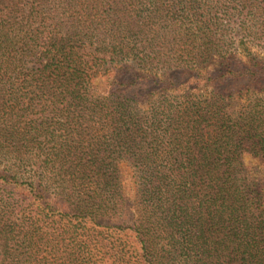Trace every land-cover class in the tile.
Listing matches in <instances>:
<instances>
[{
  "label": "trees",
  "instance_id": "obj_1",
  "mask_svg": "<svg viewBox=\"0 0 264 264\" xmlns=\"http://www.w3.org/2000/svg\"><path fill=\"white\" fill-rule=\"evenodd\" d=\"M125 1L0 0V264H264V73H122L169 54L149 23L205 60L216 27Z\"/></svg>",
  "mask_w": 264,
  "mask_h": 264
},
{
  "label": "rangeland",
  "instance_id": "obj_2",
  "mask_svg": "<svg viewBox=\"0 0 264 264\" xmlns=\"http://www.w3.org/2000/svg\"><path fill=\"white\" fill-rule=\"evenodd\" d=\"M125 3L129 5L130 11L133 13L136 11L148 13L152 11L151 8L155 11V7L161 9L164 6L181 11L183 8L212 5L214 7L212 16L216 27H214L215 37L209 41L205 40L198 34V31L195 32L202 23H198L197 19L191 20V17L182 15V36L188 30L190 33H196V36L188 33L190 38H196L194 39L195 46L211 50V55L205 60V58L196 59L175 54L172 48L174 42L171 43L175 36L169 34L175 25H170L169 31H167V29L159 27L160 24L151 27L152 23H149V39L154 37L152 30L155 27H158L161 32H168L166 36L154 41V52L164 53L165 50L169 54L156 56L154 59L150 56L147 58L146 52H144L140 54L136 62H122L121 66L128 65L130 67L129 71L125 68L122 73H137L139 76L150 75L153 79L158 77L165 81V86L170 83L169 74L172 73H189L194 77H196L195 73H201L202 77H212L214 74L245 67L250 68L254 73H264L262 70L264 67V0H259V2L249 0L248 4H244L243 0H126ZM165 39L169 40V43H165ZM107 83L106 78H98L94 81V86L99 93H104L108 88ZM234 104L237 105L238 102H234ZM243 162L253 177L264 181V164L261 161L250 155H244ZM122 168L127 193L133 195L132 172L126 166H122Z\"/></svg>",
  "mask_w": 264,
  "mask_h": 264
}]
</instances>
